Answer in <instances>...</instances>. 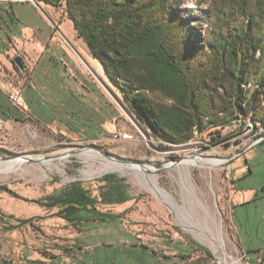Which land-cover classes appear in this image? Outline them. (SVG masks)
Here are the masks:
<instances>
[{"label": "rangeland", "instance_id": "374dc122", "mask_svg": "<svg viewBox=\"0 0 264 264\" xmlns=\"http://www.w3.org/2000/svg\"><path fill=\"white\" fill-rule=\"evenodd\" d=\"M39 5L40 9L32 3L12 9L15 34L24 29L29 40L40 41L45 50L24 95L34 121L24 114L21 121L0 124V159L21 163L20 170L0 174V186L25 200L0 193V213L11 225L30 220L13 231L4 230L0 223V264H225L231 259L264 264V139L243 151L264 136V130L247 120L244 126L217 127L195 133L186 144L168 145L136 120L102 72V82L143 131L100 83L120 118L110 133L91 137L90 132L97 131L96 125L108 115L98 109L92 93L87 95L75 81L82 69L96 78L101 67L95 62L92 69V57L84 43L72 37L63 9ZM208 6L207 0H182L175 10L202 38L209 28ZM14 49L13 54L19 53ZM147 96L159 107L170 105L160 93ZM89 120L94 126L87 129ZM58 122L79 137L45 128ZM65 154L67 158H59ZM193 157L224 162L211 169L191 167L187 178L180 164ZM102 161L138 168L153 177L178 207L144 189L133 173L98 174ZM106 175L121 183L128 201L101 202L111 185L100 182ZM73 182H80L97 199V211L115 219L102 223L91 216L86 223L68 224L56 208L30 202L45 201ZM195 197L222 225L223 250L210 246L197 231L203 224Z\"/></svg>", "mask_w": 264, "mask_h": 264}, {"label": "trees", "instance_id": "16d2710c", "mask_svg": "<svg viewBox=\"0 0 264 264\" xmlns=\"http://www.w3.org/2000/svg\"><path fill=\"white\" fill-rule=\"evenodd\" d=\"M35 1L63 9L109 84L157 140L183 145L195 133L247 120L264 130V0H207L209 28L202 38L175 10L182 0ZM153 92L170 105H155L147 96ZM100 182L111 184L101 202L128 201L114 176ZM0 193L25 201L5 186ZM30 202L56 208L68 224L91 216L102 223L115 219L97 211V199L80 182ZM16 222L7 223L0 213L6 231L30 220Z\"/></svg>", "mask_w": 264, "mask_h": 264}, {"label": "crops", "instance_id": "0c3cea01", "mask_svg": "<svg viewBox=\"0 0 264 264\" xmlns=\"http://www.w3.org/2000/svg\"><path fill=\"white\" fill-rule=\"evenodd\" d=\"M20 4L31 3L29 1H0V124L7 123L10 120L21 121V118L24 117V114L33 120L28 113L29 104L24 95L27 92V89L30 87L32 76L41 61L40 53L41 51L45 50V47L40 41H30L29 39L31 37L27 32H25L24 29L20 32L19 36L15 34L12 28L15 14L13 13L12 9L13 6ZM67 22L69 24L68 26L72 37L76 40H80L77 38L76 33L73 30L72 24L68 20ZM37 30L41 31L40 25H38ZM23 32L25 33L23 34ZM33 36L35 37V35ZM15 47L19 51L17 54H13L15 52ZM81 51L83 50L81 49ZM86 54L90 56L89 51ZM16 55H20L22 58L25 69L24 73H21L12 62V59L16 57ZM27 56H32L33 59L29 60L26 58ZM93 62L94 63L91 64L92 69L93 67L96 68V61L93 60ZM101 74L102 69L99 71V74L96 75L100 78V76H102ZM78 75L80 78H78L79 80L75 81L77 87L82 88V90H84L87 95L92 93V99L97 102L98 109L102 110L108 115L107 119H103L98 126L96 125L97 131L90 132L91 137H98L103 135V133H110L111 130H114L115 122L120 118V115H118L115 109L112 107L109 97L106 95L100 86V82L96 78H94L87 70L83 69ZM15 92H18L19 94V106L17 107H14V105H12L9 100L10 95ZM76 93L79 97L78 91H76ZM67 111H69V109ZM36 123L39 124L38 122ZM93 126L94 122L89 120L85 122L84 127L90 129ZM45 128H49L54 130L56 133L69 136L71 138L79 137L76 134H72L69 129H67V127L62 125L60 122L55 125L45 126Z\"/></svg>", "mask_w": 264, "mask_h": 264}, {"label": "bare ground", "instance_id": "6f19581e", "mask_svg": "<svg viewBox=\"0 0 264 264\" xmlns=\"http://www.w3.org/2000/svg\"><path fill=\"white\" fill-rule=\"evenodd\" d=\"M149 142H151L149 140ZM93 158H97L98 156L92 153ZM60 159L67 158V154L61 155ZM194 159V158H193ZM17 159L3 161L0 159V174H9L20 170L21 163L16 161ZM20 160V159H19ZM22 161V160H21ZM224 160L219 159H206V158H195L192 161L181 162L180 169L184 172L185 176L189 177V172L191 167L196 168H206L211 169L213 167L219 166L222 164ZM109 172H117L120 174H135L141 186L158 195L164 201H168L174 208L178 207L175 199L171 194H169L165 189L160 188L153 177L144 176L142 171L138 168H128L122 165H118L112 162H100V169L98 170V174H104ZM196 198V199H195ZM194 205L199 209L198 218L203 224L200 226L197 231L201 232L205 235L206 242L212 246L216 247L220 250H223V240H222V225L217 222L216 217L211 213L210 208L203 203L199 198L195 197ZM197 223V222H196ZM195 223V224H196ZM215 248V249H216ZM219 253V252H218ZM225 261V260H224ZM225 264H242L238 259H231L229 262L225 261Z\"/></svg>", "mask_w": 264, "mask_h": 264}, {"label": "water", "instance_id": "95a60500", "mask_svg": "<svg viewBox=\"0 0 264 264\" xmlns=\"http://www.w3.org/2000/svg\"><path fill=\"white\" fill-rule=\"evenodd\" d=\"M2 1V0H0ZM11 1H29L31 2L32 4H34L38 9H40V5L38 2H36L35 0H11ZM12 62L13 64L17 67V69L21 72V73H24L25 69H24V65H23V62H22V59L20 56H16L12 59ZM95 77L96 79L101 83V85L108 91V93L116 100V98L112 95L111 91L109 90V88L105 85V83L102 82V80L95 74ZM117 101V100H116ZM117 103L120 105V107L124 110V112L130 116V114L126 111V109H124L122 107V105L117 101ZM131 117V116H130ZM132 118V117H131ZM133 119V118H132ZM133 121L137 124V126L141 129L140 125L133 119ZM142 130V129H141ZM143 131V130H142ZM146 135V134H145ZM147 136V135H146ZM148 137V136H147ZM264 139V136H261L260 138H258L257 140L253 141L251 144H249L247 147L244 148L243 151L249 149L250 147H252L254 144L260 142L261 140ZM223 142V141H222ZM221 142L219 143H216L212 146H217L219 145ZM90 149H94V148H90ZM96 150L97 152L101 153L100 151H98L97 149H94ZM242 152V151H241ZM240 152V153H241ZM239 153V154H240ZM193 158H196V157H193ZM1 160H9V159H1ZM40 161H43V160H40Z\"/></svg>", "mask_w": 264, "mask_h": 264}, {"label": "built area", "instance_id": "2783aa9c", "mask_svg": "<svg viewBox=\"0 0 264 264\" xmlns=\"http://www.w3.org/2000/svg\"><path fill=\"white\" fill-rule=\"evenodd\" d=\"M10 103L14 106H18L19 104V94L18 92L12 93L9 97Z\"/></svg>", "mask_w": 264, "mask_h": 264}]
</instances>
